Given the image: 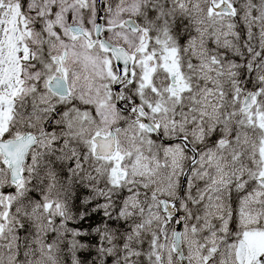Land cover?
<instances>
[{"label": "snow or ice", "instance_id": "obj_1", "mask_svg": "<svg viewBox=\"0 0 264 264\" xmlns=\"http://www.w3.org/2000/svg\"><path fill=\"white\" fill-rule=\"evenodd\" d=\"M0 264H264V0H0Z\"/></svg>", "mask_w": 264, "mask_h": 264}]
</instances>
